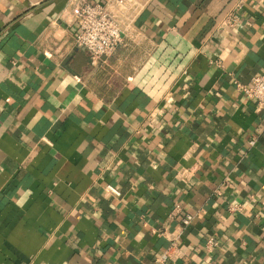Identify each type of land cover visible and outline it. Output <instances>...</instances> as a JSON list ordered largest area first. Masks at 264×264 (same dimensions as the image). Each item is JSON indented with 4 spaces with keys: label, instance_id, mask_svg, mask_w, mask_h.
Returning a JSON list of instances; mask_svg holds the SVG:
<instances>
[{
    "label": "crops",
    "instance_id": "0c3cea01",
    "mask_svg": "<svg viewBox=\"0 0 264 264\" xmlns=\"http://www.w3.org/2000/svg\"><path fill=\"white\" fill-rule=\"evenodd\" d=\"M77 2L0 0V264H264V1L151 0L96 64Z\"/></svg>",
    "mask_w": 264,
    "mask_h": 264
},
{
    "label": "built area",
    "instance_id": "2783aa9c",
    "mask_svg": "<svg viewBox=\"0 0 264 264\" xmlns=\"http://www.w3.org/2000/svg\"><path fill=\"white\" fill-rule=\"evenodd\" d=\"M74 1V0H73ZM75 7V33L76 47L88 53L91 64H96L100 59L110 56L121 45L125 36L136 35V21L151 0H77ZM264 1V0H261ZM242 4L238 1L220 20L223 29L233 30L239 25L238 14ZM236 88L243 92L245 97L254 102L259 110H264V72L253 77L249 85L236 84ZM105 191L115 197L119 192L107 186ZM236 206L230 208L235 210ZM175 213H172V217ZM192 216L184 214L180 223L186 227L190 224ZM213 237H208L205 249L211 253L216 247ZM166 255L163 254L156 260L163 264Z\"/></svg>",
    "mask_w": 264,
    "mask_h": 264
}]
</instances>
